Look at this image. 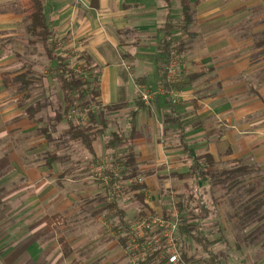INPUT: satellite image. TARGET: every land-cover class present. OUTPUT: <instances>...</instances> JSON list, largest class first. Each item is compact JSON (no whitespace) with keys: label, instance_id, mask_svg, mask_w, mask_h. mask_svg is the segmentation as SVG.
<instances>
[{"label":"crops","instance_id":"crops-1","mask_svg":"<svg viewBox=\"0 0 264 264\" xmlns=\"http://www.w3.org/2000/svg\"><path fill=\"white\" fill-rule=\"evenodd\" d=\"M44 2L57 34L56 52L69 63L78 55L99 71L96 101L101 109L93 111L94 122L84 125L93 128L91 150L69 139L72 202L65 203L69 195L62 191L70 180L59 179L66 173L58 172L62 159L48 166V157L58 154L49 153L55 141L36 117L42 112L40 100L26 105L28 118L14 125L19 102L37 96L28 77L27 89L19 80L28 71L10 72L18 71L21 62L7 55L10 49H2L22 48L23 41L30 45L23 2L0 0V264H133L127 252V219L155 213L145 195L156 181L178 179L185 185L197 180L186 175L196 163L204 170L207 156L219 175L239 168L234 165L245 168L247 161L264 164V0H189L195 20L188 31L180 27L182 0ZM169 18L181 33L178 44L187 49L180 53L187 74L179 102L172 109L161 97L139 106L137 98L130 107L126 65L135 61L141 82L161 86V47ZM47 60L56 69L57 63ZM18 83L23 89L14 92ZM114 105L124 107L116 112L105 109ZM124 112L129 130L120 131L121 124L111 116ZM160 128L169 142L158 140ZM69 129L68 122L67 137ZM13 137H20L15 144ZM118 151L122 155L116 162L126 171L131 156L136 173L132 178H144L142 188L130 189L138 191L140 205L109 203L89 169L97 157L96 163L104 160L103 153ZM221 165L227 168L220 170ZM48 169H57V174Z\"/></svg>","mask_w":264,"mask_h":264},{"label":"rangeland","instance_id":"rangeland-1","mask_svg":"<svg viewBox=\"0 0 264 264\" xmlns=\"http://www.w3.org/2000/svg\"><path fill=\"white\" fill-rule=\"evenodd\" d=\"M178 29L177 26L174 33L176 44L181 41V33ZM31 39L32 38L29 37V40ZM40 44L39 40H37L34 45L31 46L30 44L27 46L23 41L20 43L22 48H2L3 50L10 49L12 53L8 52L9 54L7 55L16 56L18 61L21 62L16 66V70L18 71L10 72L28 71L27 77L32 81V86L36 89L34 90L33 96H37V98L19 102L20 105L17 111L18 116L14 119V125H17V123L20 125L22 118H28L25 106L36 104L37 101L35 100L39 99L42 112L36 117L42 118L43 125L47 128L51 139L55 141V144L49 145V153L54 155L58 154L56 156L63 160L64 164L57 163L59 168L58 172L61 174L62 170H64L66 173L62 174V178L59 179L65 182L66 180H70V182H66L69 188H65L62 192L63 194L66 193L69 195L65 203H71L72 142L66 136V133H64L65 129L68 127V122L64 121L61 124H56L57 121L55 118V112L62 113L64 109L63 92L56 78L57 71L55 67H52V63L48 62L45 51ZM185 50H187L186 47ZM70 58L72 68L86 78V80L91 82L92 86H90V90L95 89L96 86L98 87L99 71L97 69L92 70L89 65H86L87 63L85 64V60L83 61L78 55H72ZM177 61L182 73L181 77H179L181 84L176 90L181 93V88L183 86L182 81L187 74V70L185 69L187 66L185 64V57L180 53H178ZM128 64L131 67L130 71H126L129 76L128 83L131 88L129 94L132 98L130 107H132V104L134 105L137 99L136 85L138 84L147 86L151 96L150 104L154 103L158 98L163 97L165 101L175 105L172 103V98L169 97L160 85L155 87V85L143 83L138 79L136 72V70H138V64L135 61H131V63ZM21 88L22 85L20 83L14 85V92L21 91ZM40 92H42L43 95L39 96ZM47 95H49V97H47ZM37 106L38 105H36L35 108H37ZM100 109V106L94 103L91 108V113H97ZM71 115L69 117L70 120H72ZM86 115L88 116V120H86L84 124L80 123L83 126L88 124L91 119L89 114ZM127 115L128 113L124 112L120 115L111 116V119H115L117 124H121L122 127H119V130H129ZM76 120L78 119L73 118L72 121L76 122ZM159 121L160 120H158V122ZM159 130L158 140L168 141L162 128ZM19 138L20 137H13V143L15 144ZM121 155V151H118L116 154L108 152L100 156V158L107 162L104 174H114L112 172L113 170L118 173L117 176L121 180L125 181L126 185L119 201L126 202L127 206H130V204L140 205L136 198L138 191L130 190L131 184L129 180L134 178L127 179L125 176L127 172L125 171L124 164H122V162H116L121 160ZM98 158L99 157L89 164V169L93 173L95 182H97L106 198L104 191L106 186H100L101 181L96 180V172L93 169ZM250 162L251 163H249V161L244 162L247 166L245 167V171L242 170V168H244L243 165L239 164L234 165V167L232 166L233 168L239 166L237 169L238 172L236 171L232 178L223 185L214 186L209 179L189 180L185 185L178 179L161 182L156 181L154 189L147 191L145 195L147 203L156 207V211L152 215L158 218L171 220V218H173V210H177V216L174 218L178 220L180 229L186 224L196 225L200 219L199 217L205 216V230L203 233L211 240L212 250L220 256L224 263L264 264V231L262 229L264 219H260L261 217L264 218V164ZM63 165L65 167H63ZM222 168H227V165L219 166L220 170H222ZM55 170L57 171V169H48V173L56 175L57 172ZM136 180L140 182V180L143 181L144 178L138 177ZM161 183L169 185V187H163ZM233 183L234 186L231 185ZM64 201L65 197L63 200H60L61 204H65ZM13 202L14 204L19 203L15 200H13ZM179 203L185 205L183 211L179 209ZM202 209H204V211H202ZM104 217H106V220H110V216L107 218V215H104ZM137 217L138 216H133L127 220L131 221ZM114 223H116V221ZM110 227H112L111 224ZM180 229L178 233L180 253L182 256L185 255L188 260L184 261L187 264H204L209 256L202 252L201 247L196 245L191 237L187 236L183 238Z\"/></svg>","mask_w":264,"mask_h":264},{"label":"trees","instance_id":"trees-1","mask_svg":"<svg viewBox=\"0 0 264 264\" xmlns=\"http://www.w3.org/2000/svg\"><path fill=\"white\" fill-rule=\"evenodd\" d=\"M23 2V11L25 14V19L28 22L27 26V34L32 38L30 40V44L36 43L37 40L43 45L45 53L47 57L57 63L56 71H57V79L60 82L61 89L63 92V103L64 109L63 112L56 113V121L62 122L63 120H67L69 122V132L68 137L72 141L81 142L86 148L91 150L92 136L90 135V131L93 129L91 126H83L80 123L70 120V115L72 112H77L79 114H89L91 120H94V116L91 113V108L94 103H97L98 97V88L96 86L95 89L90 90V86H92L91 82L86 80L82 75H80L74 68L71 67V64L67 62V59L56 52V48L54 45V40L56 39V31L52 28V23L48 20L45 14V2L44 0H22ZM182 13L183 20L181 29L183 31H188L193 24L195 17L194 13L191 9L189 0H182ZM176 31L175 24L169 18L168 22L164 26V39L161 47V54L164 61V66L170 61L171 53L173 49L177 50L178 53H182L185 51V44L180 43L176 44L174 39V33ZM87 64L90 66V61H87ZM160 74L162 77L161 86L165 90H169L170 86L167 80V71L165 69L160 70ZM27 75H21L19 80L25 82ZM30 83L25 82L23 88H29ZM22 88V89H23ZM139 106H142L144 102L139 99ZM172 109H174L175 105L170 103ZM124 106L122 105H114L108 108H105L108 112H116L120 111ZM32 115L36 114L35 109H30ZM120 140L118 136L115 137V140ZM121 141V140H120ZM121 144V143H120ZM115 148V147H112ZM129 157V156H128ZM57 156H50L47 159L48 166L57 161ZM208 161L207 167L204 170H201L199 165L194 164L189 173L186 175V178H194V179H209L210 182L214 186L223 185L229 179L232 178L235 170H228L222 172L221 175L217 174L215 170H213L212 160L210 156L205 158ZM132 157L127 160V166L130 165V168L126 169L127 175L126 178L130 179L136 175L133 165H132ZM243 171L246 168H242ZM238 172V171H237ZM224 176L222 179L221 177ZM234 186V183L231 184ZM140 185H131L130 189L137 190L142 188ZM114 202L112 205H115ZM185 205L183 203H179V209L183 211ZM204 211V209H202ZM143 212L138 216H143ZM204 217L200 216L199 221L196 225L186 224L180 230L182 232V236H190L194 243L201 247V250L204 254L208 255L209 258L204 262V264H226L224 263L220 256L216 254L211 246L212 242L208 238L207 235L203 233L205 230ZM203 219V220H202ZM264 219L263 217L260 218ZM262 229L264 231V223L262 225ZM160 252L156 253L152 257H150L147 261V264H164L166 262L165 258L160 257ZM183 259L188 261L186 256L183 255Z\"/></svg>","mask_w":264,"mask_h":264},{"label":"built area","instance_id":"built-area-1","mask_svg":"<svg viewBox=\"0 0 264 264\" xmlns=\"http://www.w3.org/2000/svg\"><path fill=\"white\" fill-rule=\"evenodd\" d=\"M178 52L173 49L170 61L165 65L167 71V80L170 86L169 90H165L169 97L172 98L173 104L179 102V92L176 88L181 84V69L178 66ZM72 67V66H71ZM126 69L130 71V67L126 65ZM81 75V74H80ZM137 98L141 99L144 103H150L151 96L147 86L144 84L136 85ZM71 118H76V122L84 124L88 120L86 114H79L72 112ZM107 162L105 160L98 161L94 166L96 172V180L101 181L100 186H106L105 194L106 200L113 204L118 202L121 198L122 191L125 188V181L121 180L117 175L118 173L112 170V173L105 175V168ZM137 178L129 180L131 185H140L143 181L136 180ZM173 218L167 220L158 218L152 214H144L138 216L136 219L126 223L127 229V252L131 257L133 264H147L150 257L160 252V257L165 258L164 264H187L182 254L180 253V246L178 243V233L180 225L178 220L174 217L177 216V210H173Z\"/></svg>","mask_w":264,"mask_h":264}]
</instances>
